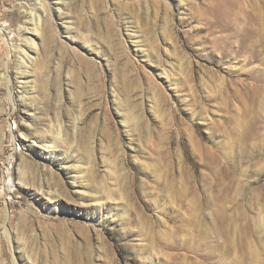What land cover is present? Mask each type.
Returning <instances> with one entry per match:
<instances>
[{
    "label": "rangeland",
    "instance_id": "374dc122",
    "mask_svg": "<svg viewBox=\"0 0 264 264\" xmlns=\"http://www.w3.org/2000/svg\"><path fill=\"white\" fill-rule=\"evenodd\" d=\"M0 264H264V0H0Z\"/></svg>",
    "mask_w": 264,
    "mask_h": 264
},
{
    "label": "bare ground",
    "instance_id": "6f19581e",
    "mask_svg": "<svg viewBox=\"0 0 264 264\" xmlns=\"http://www.w3.org/2000/svg\"><path fill=\"white\" fill-rule=\"evenodd\" d=\"M37 37V36H36ZM20 47V46H19ZM24 58V57H23Z\"/></svg>",
    "mask_w": 264,
    "mask_h": 264
}]
</instances>
